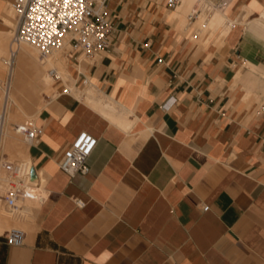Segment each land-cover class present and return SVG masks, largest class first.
Segmentation results:
<instances>
[{
  "label": "crops",
  "instance_id": "crops-1",
  "mask_svg": "<svg viewBox=\"0 0 264 264\" xmlns=\"http://www.w3.org/2000/svg\"><path fill=\"white\" fill-rule=\"evenodd\" d=\"M12 2L0 0V54ZM176 9L108 0L109 48L64 55L67 82H47L25 49L12 66L0 55L42 126L28 152L44 192L27 218L7 212L25 235L0 233V264H264V3L230 0V33L201 40ZM83 130L97 142L70 175L57 160Z\"/></svg>",
  "mask_w": 264,
  "mask_h": 264
},
{
  "label": "built area",
  "instance_id": "built-area-1",
  "mask_svg": "<svg viewBox=\"0 0 264 264\" xmlns=\"http://www.w3.org/2000/svg\"><path fill=\"white\" fill-rule=\"evenodd\" d=\"M107 2L108 0H13L11 7L16 25L10 36L7 64L12 65L22 43L34 46L42 58L68 45L65 56L70 55L77 63L106 52L111 30V20L106 11ZM181 2L182 0H164L170 10H175ZM229 2L230 0H194L187 15L192 33L196 34L193 27L195 21L203 20L204 28V22L216 10L224 11ZM48 72L55 81H60L55 69L50 68ZM9 82L10 74L6 69L5 77L0 78V95L9 90ZM64 91L69 90L65 88ZM174 102L175 99L170 98L163 107L168 109ZM16 129L27 144L37 142L42 134V126L32 119L21 122ZM96 142L95 136L85 130L80 131L57 160V165L70 175L87 173L86 160ZM42 182L33 164L10 160L0 145V208L14 215L24 213V216L26 200L37 199L40 202L44 198ZM76 204L82 206L83 202L76 200ZM207 209L208 206L204 205L203 210ZM24 235L22 228L12 226L2 237L6 244L18 246L23 243Z\"/></svg>",
  "mask_w": 264,
  "mask_h": 264
},
{
  "label": "bare ground",
  "instance_id": "bare-ground-1",
  "mask_svg": "<svg viewBox=\"0 0 264 264\" xmlns=\"http://www.w3.org/2000/svg\"><path fill=\"white\" fill-rule=\"evenodd\" d=\"M183 1H184V5L182 6V8L181 9H183V12L184 11H186V10H188L189 8H190V5H192L193 4V2H194V0H182V2H181V4L179 5V6H181L182 4H183ZM178 6V7H179ZM177 7V8H178ZM246 9H248V8H246ZM262 18L264 19V12L262 13ZM246 17V16H245ZM244 17V18H245ZM261 18V19H262ZM262 19V20H263ZM227 17L225 16V14L222 12V11H220V10H216L214 13H213V15L211 16V18L207 21V22H204V23H206L205 24V30H207V31H209V34H210V37H213L214 36V34L216 33V32H218L219 33V37H223V36H227L229 33H230V31H231V27H232V21L231 22H229V23H227ZM230 21V20H229ZM7 22H10V21H7ZM202 23H203V20H198V21H196V22H194V25L196 24V25H198V26H202ZM10 24V23H9ZM11 24H12V22H11ZM186 24V21L184 20V23H183V25H185ZM218 37V38H219ZM32 46V45H30V44H27V43H22L21 45H19V47H18V49H17V52H16V55H15V58H14V60H13V63H12V65L14 64V62H15V60L17 59V56H18V53L20 52V50H22L23 49V46ZM33 48H35L34 46H33ZM36 49V48H35ZM68 49V45H65L63 48H61V49H58V50H56V51H60L61 52V54H63V55H65V51ZM38 51V50H37ZM56 51L54 52V54L56 53ZM39 53V52H38ZM52 53V52H51ZM50 53V54H51ZM53 54V55H54ZM48 56V55H47ZM47 56H45V57H47ZM40 57V56H39ZM45 57H43V58H45ZM40 58H42V57H40ZM42 58V59H43ZM48 62L49 63H51L52 62V58H49L48 59ZM64 62H65V65L67 64V59L65 58V60H64ZM11 65V66H12ZM9 66V65H8ZM46 68V67H45ZM10 69H12V68H10ZM47 69V68H46ZM53 69H55V68H53ZM49 70V69H48ZM48 70H47V75H46V77H45V80L47 81V82H49L50 83V78H52L51 76H50V74H49V72H48ZM56 70V69H55ZM57 72H58V74H59V76H60V79H61V75L62 76H64L66 79H68V74L66 73V71H65V69L64 70H62V72H59L58 70H56ZM10 74V73H9ZM50 76V77H49ZM52 80L55 82V80L52 78ZM89 92H87L88 93V95L89 96H91V95H94L95 94V89H92V90H88ZM13 103H15V104H17L19 107H21L20 106V104L18 103V101L15 99V97H14V95L12 94V90H11V79H10V82H9V90L6 92V93H4V94H2L1 93V95H0V132H1V137H0V145H1V150L4 152V153H6L7 154V156H8V158L10 159V160H12V161H15V162H19V163H24V162H26V163H31V164H33V162H32V159H31V157H30V155H29V152H28V146L27 147H23V146H21L18 142H17V140L19 139V135H21L18 131H17V129H16V132L14 133V134H10V135H8V126H7V120H9L8 118H9V113L11 114V112H13V110H12V107H13ZM14 108V107H13ZM22 108V107H21ZM12 110V111H11ZM15 112V111H14ZM22 113L21 114H23V111H21ZM25 112V111H24ZM18 113H19V111H18ZM17 115H20V113L19 114H17ZM12 116H13V114H12ZM12 118H16L15 117V115H14V117H12ZM27 119H31V118H29V116L28 117H26V118H24V120H22L21 122H23V121H25V120H27ZM32 120H34V119H32ZM35 121V120H34ZM20 122V123H21ZM36 122V121H35ZM20 123H18V124H16L15 125V128H16V126L17 125H19ZM10 128V127H9ZM20 141V140H19ZM43 184V183H42ZM44 193V192H43ZM39 204V201L37 200V199H30V200H26L25 202H24V210H23V212H25V210H26V212H25V214H28V216H30V214H32V211H33V209H35L37 206L36 205H38ZM24 213H22V215H23ZM18 215V214H17ZM9 216H11V215H9L8 213H7V211H5L4 209H1L0 208V233L7 227L8 228V226H7V224L9 223ZM21 216V215H20ZM19 215L18 216H16V217H20ZM25 216V215H24ZM15 217V216H14ZM26 217V216H25ZM27 218V217H26ZM16 219V218H15ZM14 219V220H15ZM20 219V218H19ZM18 222V221H17ZM22 222V221H21ZM20 223V222H19ZM10 224V223H9ZM16 224V223H15ZM11 225H12V223H11ZM19 226V224H16V226ZM22 226V225H21ZM20 226V227H21ZM9 228H10V226H9ZM24 228V227H23ZM27 231V230H26ZM28 231H29V229H28ZM3 233V232H2ZM28 233V232H27Z\"/></svg>",
  "mask_w": 264,
  "mask_h": 264
},
{
  "label": "rangeland",
  "instance_id": "rangeland-1",
  "mask_svg": "<svg viewBox=\"0 0 264 264\" xmlns=\"http://www.w3.org/2000/svg\"><path fill=\"white\" fill-rule=\"evenodd\" d=\"M184 5V1H183V4L181 5V6H179L177 9H176V11L177 12H179V16H178V20H179V23L181 24V22H183L184 20L186 21V24L185 25H180V28L181 29H186L187 31L188 30H192L190 27H189V23H188V20H187V15H188V13H189V10H190V8H191V5H190V8L188 9V10H186V11H184L183 12V9H181L182 8V6ZM223 12V11H222ZM10 13L12 14L11 15V18L13 17L14 18V12H12V11H10ZM247 14H249V11L247 10ZM246 14V15H247ZM198 21V20H197ZM240 21H243V19L241 18L240 19ZM193 27L196 29V31H195V33H196V36L198 37V39L199 40H201L202 38H204L205 36H206V34L208 33L207 32V30H205V27L204 28H202V26H198V25H194V23H193ZM12 33H13V31L11 32V33H9L8 34V36H7V42H9V39H10V36L12 35ZM23 49H25V50H27L28 52H30L32 55H34V57L36 58V60L39 62V63H42L46 68H47V70L48 69H50V68H55L56 70H58L59 72H62V70H64L65 69V62H64V60H65V56L63 55V54H61V52L60 51H56V53L54 54V52H52L51 54H49L47 57H45V58H40L39 57V53H38V51H37V49H35V48H33V46H23ZM54 54V55H53ZM1 57H3L6 61H8L7 60V55H8V46H7V48H6V50L4 51V52H2L1 54ZM49 58H52V62L51 63H49L48 62V59ZM41 61V62H40ZM4 67V66H3ZM67 71H69L68 70V68H67ZM64 77V76H63ZM64 79H65V81L67 82V79L64 77ZM50 82H51V80H50ZM69 86L71 87V84H69ZM43 88H45L44 86H42ZM46 89V88H45ZM33 93V92H32ZM2 94H4V93H2ZM13 105V107H12V110H13V112H11V114L9 113V120H7V126H8V135H10V134H14L15 132H16V128H15V125L16 124H18V123H20L22 120H24V118H26V117H28L29 116V113H27V112H24V109H22L21 107H19L17 104H15V103H13L12 104ZM11 110V111H12ZM15 111V112H14ZM18 111H19V113H20V115H17V114H19L18 113ZM21 111H23V114H21L22 112ZM12 114H13V116H12ZM14 115H15V119L14 118H12V117H14ZM29 118H31V119H34V117L32 116V114L29 116ZM10 127V128H9ZM19 137V139L17 140V142L21 145V146H23V147H27L28 146V144L24 141V139H23V137L21 136V135H19L18 136ZM20 140V141H19ZM39 205V204H38ZM38 205H36L37 207H38ZM37 207L35 208V209H33V211H32V213L37 209ZM25 212H26V210H25ZM25 216L27 217V214H25ZM25 216H23L24 218H25ZM10 223V224H9ZM9 223L7 224V226H8V228H9V226L10 227H12V226H16V222H10L9 221ZM11 223H12V225H11ZM16 227H19L18 225L16 226ZM7 227H6V229H8ZM20 228H22V227H20Z\"/></svg>",
  "mask_w": 264,
  "mask_h": 264
},
{
  "label": "water",
  "instance_id": "water-1",
  "mask_svg": "<svg viewBox=\"0 0 264 264\" xmlns=\"http://www.w3.org/2000/svg\"><path fill=\"white\" fill-rule=\"evenodd\" d=\"M35 176V172H34V169H32V177Z\"/></svg>",
  "mask_w": 264,
  "mask_h": 264
}]
</instances>
